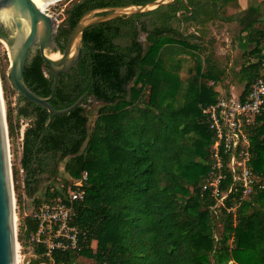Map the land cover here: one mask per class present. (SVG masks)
<instances>
[{
  "label": "trees",
  "instance_id": "16d2710c",
  "mask_svg": "<svg viewBox=\"0 0 264 264\" xmlns=\"http://www.w3.org/2000/svg\"><path fill=\"white\" fill-rule=\"evenodd\" d=\"M148 1L75 0L55 39L63 49L90 9ZM233 3L237 0H174L95 24L84 30L82 56L76 68L59 74L50 100L62 109L84 96L77 106L53 114L48 127V113L25 98L8 109L9 136L18 127L13 112L29 121L19 166L22 190L36 205L43 186V194L52 197L59 180L66 184L88 173L74 219L79 246L51 258L35 249L30 264H83L80 258L89 260L84 264H264V190L243 196L238 189L216 206L211 187L204 188L213 134L203 110L216 102V85L227 78L214 61L216 38L209 25L235 22L239 28L235 39L244 59L233 75L243 84L242 97L264 77L263 1L248 0L246 9L227 15ZM187 61L195 64L182 80ZM23 76L34 92L49 95L53 78L37 49L27 57ZM180 91L184 101L178 107ZM94 101L100 105L90 124ZM249 131V166L264 176V109ZM229 182L227 176L220 189ZM35 226L30 215L23 216L18 233L23 246Z\"/></svg>",
  "mask_w": 264,
  "mask_h": 264
},
{
  "label": "water",
  "instance_id": "95a60500",
  "mask_svg": "<svg viewBox=\"0 0 264 264\" xmlns=\"http://www.w3.org/2000/svg\"><path fill=\"white\" fill-rule=\"evenodd\" d=\"M54 0H0V38L4 41L9 56V81L16 91L15 107L21 98L42 107L48 117V127L53 114L70 111L84 96L71 106L56 109L50 103L58 83V76L76 68L82 56L83 32L87 28L118 17L145 13L174 0H152L144 4L98 7L86 11L72 28L62 49L56 41V21L45 12ZM186 3V0H184ZM38 50L52 75L50 93L41 96L24 81V67L30 52ZM17 236L15 227L14 189L10 170L8 134L0 88V264H16ZM31 259L23 264H30Z\"/></svg>",
  "mask_w": 264,
  "mask_h": 264
},
{
  "label": "built area",
  "instance_id": "2783aa9c",
  "mask_svg": "<svg viewBox=\"0 0 264 264\" xmlns=\"http://www.w3.org/2000/svg\"><path fill=\"white\" fill-rule=\"evenodd\" d=\"M216 90L219 92L216 102L203 110L213 134L211 166L204 188L211 187L216 206H220L232 191L241 189L243 196H248L254 190H264V176L254 173L249 166L252 157L249 130L264 109V77L254 81L244 97L241 92L238 95L230 91L222 93L219 85H216ZM227 176L230 178L229 186L221 190L220 185ZM87 179L88 173L84 171L77 179L68 178L66 184L59 180V192L52 197L44 193L41 203L28 214L36 222L27 246L33 257H37L35 249H40V256L51 258L55 251H68L79 246L80 231L74 219L76 204L86 195ZM17 245L18 254V242ZM23 257L22 260L19 257L16 264H23Z\"/></svg>",
  "mask_w": 264,
  "mask_h": 264
},
{
  "label": "rangeland",
  "instance_id": "374dc122",
  "mask_svg": "<svg viewBox=\"0 0 264 264\" xmlns=\"http://www.w3.org/2000/svg\"><path fill=\"white\" fill-rule=\"evenodd\" d=\"M75 1V0H60L56 3H53L49 5L46 8V13H49L56 21V30L61 27L64 23V20L66 18V13L65 9L70 6V4ZM263 1L264 0H260ZM264 5V4H263ZM238 10V5L237 4H230L226 8V13L227 14H232L233 12ZM264 19V18H263ZM209 32L210 34L215 35L218 38V43L215 44L216 48L218 49L217 55H215V61L221 68H227V78L220 83V91L222 93L230 91L234 95H238L243 88V84H240L237 82L235 79L233 72L238 70V68L242 63H243V56H242V51L235 46L233 50H235L234 55L232 56L231 52L226 49L227 46H231L232 44L229 43L230 39H234L238 32L239 28L236 26V24H226L225 28L224 26H219L217 25H209ZM145 35L143 34L141 36V39L144 40ZM234 44V42H233ZM232 48V46H231ZM232 58V59H231ZM9 56H8V51L5 46L4 41L0 38V88H1V97H2V102H3V109H4V118L6 122V128H7V134H8V149H9V160H10V170L12 174V185L14 189V205H15V227H16V236H17V242L19 243V250L18 254H20V260H22V257L24 255V260L34 259L32 253L27 249V245L23 246L19 240H18V233H19V227L21 226L22 223V218L23 216H26L30 214L34 207H36L35 202L33 197H27L23 190H22V170L20 169L19 166V158L21 155V145H22V139H23V132L24 129L28 126V120L27 119H21V118H16L14 116V112L12 114L14 124H17V128L12 136H9V129H8V121H7V114H8V109H12L13 106L15 105L16 102V91L14 90L12 84L9 81L8 78V67H9ZM192 64V65H191ZM195 62H189L187 61L186 64H184L182 70L180 71V77L182 80L188 78L187 74V69L188 67L194 66ZM183 100H184V92L180 91L176 95V102L178 107L183 105ZM99 103L94 101L92 105L90 106V113H89V118H90V124L93 123V120L96 116V110L99 107ZM17 170L18 173L15 175L14 178V171ZM15 186H19L18 190L15 189ZM43 186V184H42ZM44 187V186H43ZM43 187L40 189V191L37 193V196L40 198L43 196ZM18 193L20 194V202L19 204L17 203V196ZM219 228L222 227V223H219ZM89 260L85 258H80L79 263H88Z\"/></svg>",
  "mask_w": 264,
  "mask_h": 264
},
{
  "label": "crops",
  "instance_id": "0c3cea01",
  "mask_svg": "<svg viewBox=\"0 0 264 264\" xmlns=\"http://www.w3.org/2000/svg\"><path fill=\"white\" fill-rule=\"evenodd\" d=\"M264 2L262 3V7L264 8ZM237 5H238V10L237 11H235V12H233L232 14H234V13H236V12H238V11H241V10H244V9H246L247 8V6H248V0H237ZM227 14V13H226ZM227 15H231V14H227ZM263 18H264V16H263ZM264 20V19H263ZM232 23H234V24H236L235 22H231V23H224V22H215L214 24H210V27H211V25H219V26H224V28H225V25L226 24H232ZM236 26H237V24H236ZM192 30V29H191ZM211 35H213V34H211ZM215 38H216V45L217 44H219L218 42V38L215 36V35H213ZM233 42H234V44H233ZM229 43H231L232 45V48H231V46H227L226 45V49H228L230 52H231V54H232V56L234 55V52H235V50H233V49H235L234 47L235 46H237V41H236V39L234 38V39H230V41H229ZM215 45V46H216ZM214 46V57H215V55H217V53H218V49L219 48H216ZM237 48H239L238 46H237ZM240 49V48H239ZM232 59V58H231ZM214 61H215V58H214ZM216 62V61H215ZM217 63V62H216ZM240 68V66L238 67V68H236V69H239ZM227 69V68H226ZM218 85H220V84H218ZM219 88H220V86H219ZM184 101V100H183Z\"/></svg>",
  "mask_w": 264,
  "mask_h": 264
},
{
  "label": "bare ground",
  "instance_id": "6f19581e",
  "mask_svg": "<svg viewBox=\"0 0 264 264\" xmlns=\"http://www.w3.org/2000/svg\"><path fill=\"white\" fill-rule=\"evenodd\" d=\"M58 1H60V0H54L51 4L56 3V2H58ZM51 4H50V5H51ZM47 7H48V6H47ZM45 11H46V10H45ZM2 104H3V102H2ZM17 248H18V245H17ZM17 255H19V254H17ZM18 258H19V257L17 256V261H16V262H18Z\"/></svg>",
  "mask_w": 264,
  "mask_h": 264
}]
</instances>
